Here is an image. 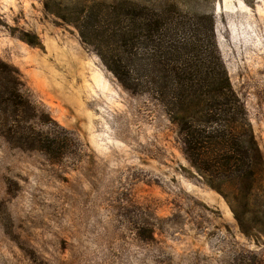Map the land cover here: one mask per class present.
I'll use <instances>...</instances> for the list:
<instances>
[{
    "label": "rangeland",
    "instance_id": "obj_1",
    "mask_svg": "<svg viewBox=\"0 0 264 264\" xmlns=\"http://www.w3.org/2000/svg\"><path fill=\"white\" fill-rule=\"evenodd\" d=\"M123 1L0 0V59L66 141L56 157L0 138V264H264V237L195 177L163 107L82 41ZM130 1L212 14L264 161V0Z\"/></svg>",
    "mask_w": 264,
    "mask_h": 264
},
{
    "label": "trees",
    "instance_id": "obj_2",
    "mask_svg": "<svg viewBox=\"0 0 264 264\" xmlns=\"http://www.w3.org/2000/svg\"><path fill=\"white\" fill-rule=\"evenodd\" d=\"M154 7L124 0L102 12V29L90 31L96 42L79 34L123 88L163 107L195 177L224 199L239 231L264 237V161L217 51L213 16ZM44 115L19 71L0 59V138L60 157L66 141Z\"/></svg>",
    "mask_w": 264,
    "mask_h": 264
}]
</instances>
